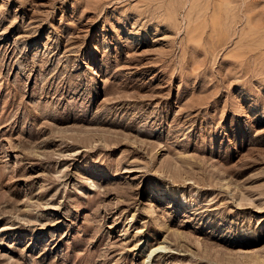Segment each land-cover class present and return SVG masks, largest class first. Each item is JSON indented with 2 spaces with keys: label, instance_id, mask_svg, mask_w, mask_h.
<instances>
[{
  "label": "rangeland",
  "instance_id": "rangeland-1",
  "mask_svg": "<svg viewBox=\"0 0 264 264\" xmlns=\"http://www.w3.org/2000/svg\"><path fill=\"white\" fill-rule=\"evenodd\" d=\"M163 241L264 264V0H0V264Z\"/></svg>",
  "mask_w": 264,
  "mask_h": 264
},
{
  "label": "bare ground",
  "instance_id": "bare-ground-1",
  "mask_svg": "<svg viewBox=\"0 0 264 264\" xmlns=\"http://www.w3.org/2000/svg\"><path fill=\"white\" fill-rule=\"evenodd\" d=\"M88 29V28H87ZM90 30V29H89ZM89 30H85V28H84V30H79L80 32L78 33V39H85V38H87L89 35H90V31ZM75 35V34H74ZM77 39V40H78ZM82 44V43H81ZM93 53V52H92ZM97 54V53H96ZM91 61V60H90ZM90 64H91V62H90ZM98 71V70H97ZM96 76V75H95ZM95 185V184H94ZM167 248V246L165 245V242L163 241V242H161L158 246H153V247H151L149 250L148 249H146L145 250V252L147 253V256H146V261L145 262H142V263H144V264H149L150 262H151V260H152V258H153V256H154V254L158 251V250H162V249H166ZM156 256V255H155ZM154 256V257H155ZM145 258V257H144Z\"/></svg>",
  "mask_w": 264,
  "mask_h": 264
}]
</instances>
